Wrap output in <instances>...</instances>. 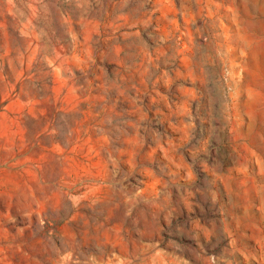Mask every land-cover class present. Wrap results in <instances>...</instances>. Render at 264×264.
<instances>
[{
	"label": "rangeland",
	"instance_id": "rangeland-1",
	"mask_svg": "<svg viewBox=\"0 0 264 264\" xmlns=\"http://www.w3.org/2000/svg\"><path fill=\"white\" fill-rule=\"evenodd\" d=\"M140 263L264 264V0H0V264Z\"/></svg>",
	"mask_w": 264,
	"mask_h": 264
},
{
	"label": "bare ground",
	"instance_id": "bare-ground-1",
	"mask_svg": "<svg viewBox=\"0 0 264 264\" xmlns=\"http://www.w3.org/2000/svg\"><path fill=\"white\" fill-rule=\"evenodd\" d=\"M162 259H164V257H163ZM174 260H175V259H174ZM140 264H142V263H140Z\"/></svg>",
	"mask_w": 264,
	"mask_h": 264
}]
</instances>
